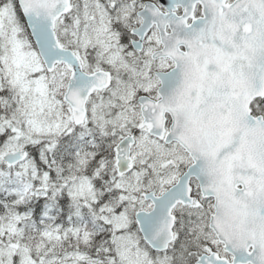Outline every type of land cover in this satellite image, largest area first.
Wrapping results in <instances>:
<instances>
[{
  "label": "snow or ice",
  "instance_id": "obj_1",
  "mask_svg": "<svg viewBox=\"0 0 264 264\" xmlns=\"http://www.w3.org/2000/svg\"><path fill=\"white\" fill-rule=\"evenodd\" d=\"M0 264H264V0H0Z\"/></svg>",
  "mask_w": 264,
  "mask_h": 264
}]
</instances>
